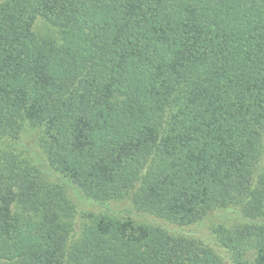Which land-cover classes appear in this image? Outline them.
I'll use <instances>...</instances> for the list:
<instances>
[{"label": "trees", "instance_id": "16d2710c", "mask_svg": "<svg viewBox=\"0 0 264 264\" xmlns=\"http://www.w3.org/2000/svg\"><path fill=\"white\" fill-rule=\"evenodd\" d=\"M0 264H264V0H0Z\"/></svg>", "mask_w": 264, "mask_h": 264}, {"label": "rangeland", "instance_id": "374dc122", "mask_svg": "<svg viewBox=\"0 0 264 264\" xmlns=\"http://www.w3.org/2000/svg\"><path fill=\"white\" fill-rule=\"evenodd\" d=\"M34 30L40 38H44L48 34L49 28L47 27V25L45 24V22L43 20L37 19L35 21V24H34ZM189 231L191 232L190 234H192L194 236L197 235V236L202 237L203 239L206 240V236H207L206 228H202V226H199V227L195 228L196 233L194 232L193 228ZM192 232H194V233H192Z\"/></svg>", "mask_w": 264, "mask_h": 264}]
</instances>
